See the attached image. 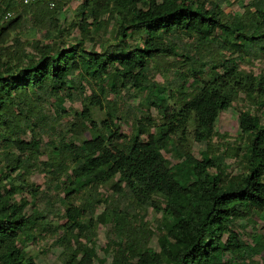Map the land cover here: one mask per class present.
<instances>
[{
    "label": "trees",
    "instance_id": "16d2710c",
    "mask_svg": "<svg viewBox=\"0 0 264 264\" xmlns=\"http://www.w3.org/2000/svg\"><path fill=\"white\" fill-rule=\"evenodd\" d=\"M13 1L0 0V17L11 14L0 22V144L17 151H7L0 165V264H34L24 248L47 224L40 222L44 217L38 211L27 214L25 201L14 196L27 188L32 200L36 198L35 188L25 177L42 153L38 135L54 133L65 114V99L82 94L91 83L97 92L81 99V109L74 113L65 134L60 130L49 137L51 150L47 161L40 164L50 179L62 178L61 202L81 189L95 192L115 180L113 192L123 195L130 205L150 208L159 215L154 221L157 250L148 245L154 235L149 228L146 237L119 231L107 242L110 260L98 258L90 239L80 241V231L87 229L80 221L84 209L64 204L66 221L56 227L61 232L55 241L61 249L59 264H228L226 256L234 260L264 252V240L253 237L252 246L247 247L235 229L238 222L251 218L264 221V125L259 116L249 112L237 116L238 132L248 136V142L244 171L235 176L224 173L218 156L203 151L196 159L182 143L189 122L195 142L210 141L218 114L238 93L264 106V77L239 81L233 60H212L208 71L203 70L205 64L192 67V90L186 96L178 92L182 95L179 108L167 102L163 87L148 89L144 102L162 121L155 125L145 116L128 138L119 133L114 104L106 100L108 93L116 96L121 89H140L150 62L175 55L180 37L199 43L196 55L217 31L230 37L221 44L230 55L240 58L251 49L264 53L260 2L253 3L250 23L228 29L217 6L207 9L198 0H75L79 3L66 28L57 24L58 6L53 0L52 7L46 0ZM26 21L32 31L41 34V40L15 36L4 46L8 32ZM71 29L77 30L78 38L66 45ZM98 32L101 36L95 35ZM107 33L111 42L103 46L102 36ZM85 41L99 51L80 48ZM181 56L193 59L192 55ZM103 109L104 118L97 123L93 115ZM120 212L113 208L109 215L115 225ZM101 217L99 223L109 221Z\"/></svg>",
    "mask_w": 264,
    "mask_h": 264
},
{
    "label": "rangeland",
    "instance_id": "374dc122",
    "mask_svg": "<svg viewBox=\"0 0 264 264\" xmlns=\"http://www.w3.org/2000/svg\"><path fill=\"white\" fill-rule=\"evenodd\" d=\"M23 0H14L16 4ZM203 2L207 9L213 5L217 6L222 21L228 29H233L236 24L246 25L251 22L250 15L254 14L253 3L260 2L262 8H264V0H198ZM58 8L56 9V21L59 27L66 28L69 22L74 18V9L78 5V1L75 0H53ZM247 13V14H245ZM14 14H12V17ZM243 32L246 30L243 28ZM216 35L209 44H206L199 50L198 54H194V49L199 45L194 38L180 37L177 42L175 55L158 58L152 60L149 64L148 71L146 72V80L143 82L140 89L129 88L121 89L116 96L111 93L106 95V100L113 102L115 107V115L117 117L116 124L119 128V133L125 138L130 137L133 127L138 121L144 123L143 118L149 116L155 125L161 123L160 116L153 107L147 106L144 99L147 95L149 88L153 86L163 87L167 93V102L175 109L179 108L182 95L178 92L181 91L186 96L192 88L189 85L192 83V67L198 68L200 64H205L203 70L208 69L213 65V61L224 62L226 60L234 61L235 68L233 73L236 74L239 81L244 82V77L257 79L258 77H264V53L255 49H251L247 55H241L240 58L236 54H231L221 48V44L230 39L229 36H225L223 32H215ZM78 32L76 29H71L66 36V45L75 43V39L78 38ZM247 34V33H245ZM101 36V32L95 34ZM18 37L21 40L25 38H33L41 40V34L36 31H32L30 22L26 21L21 27L9 31L5 39L4 46L9 45L13 37ZM105 41L103 46L111 42L108 33L104 36ZM103 40V38H101ZM101 45V44H100ZM85 51L94 49L99 51L97 46L91 45V42L85 41L80 47ZM227 48V46H226ZM177 53V54H176ZM181 55H192L191 61L185 60ZM230 62L228 63V65ZM232 64V62H231ZM201 68V67H200ZM221 69L216 68V71ZM253 87L256 85V81H252ZM92 92H97L93 83L86 85L83 88L82 94L73 93L71 99H65L63 102V108L65 114L58 120L59 127L55 129L54 133L49 136L40 134L38 135L40 155L37 161L32 166L31 171L27 174L26 181L31 184L36 192L37 196L32 200L31 192L27 188H23L19 194L14 196L15 200L25 201V212L30 214L33 210L38 211L43 215L44 219L41 223L47 224V226L40 228L36 233V239L30 242L24 248L26 254L32 258L34 264H59L61 249L55 243L56 239L61 236L60 229L56 227L65 223V218L62 217V208L64 204H70L74 207L79 206L84 209V214L80 219L81 223L87 226V229L80 231L79 235L85 236L80 241L85 242L86 238L90 239L94 243V248L98 258H104L108 262L110 260L111 246L107 245L109 239L117 236V233L124 232L130 237L147 236V229L149 228L154 235L149 238L148 245L157 250L156 246V231L155 220L159 218V215L155 214L150 208H139L137 206L130 205L129 201L121 194H117L111 190V185L115 180L109 182L97 190L89 191L87 188L81 189L77 193H72L68 199L59 200L63 197L65 185L61 184L62 178L59 180L50 179V176L46 173L45 167L40 163H45L49 156L50 145L47 141L49 137H55L58 131L65 134L64 130L68 124L73 121V115L75 112H79L81 109V99L85 96H89ZM180 92V93H181ZM184 97V96H183ZM259 101L255 99H249L243 96L242 93H238L237 96L230 102V106L218 114L213 127L210 141L195 142L193 140V123L189 122L186 126V131L183 137L184 149L191 153L193 157L199 159L201 152L206 151L208 155L212 157H219L217 162L224 169V173L227 176H235L241 173L244 166V151L248 142V136L240 134L237 129V116L242 112H249L251 115L256 114L259 116L260 123L264 125V106L258 105ZM103 111H95L93 117L98 123L104 118ZM149 131L153 132L154 127H149ZM83 137L88 138L87 133L82 134ZM144 138V137H143ZM25 140L29 139V135L24 136ZM67 139L65 136L64 140ZM124 139L119 140L123 141ZM55 141V140H53ZM9 151L12 154H17V151L13 148H5L0 144V165L4 159V154ZM162 156L168 160H171V156L167 152H162ZM172 161V160H171ZM13 176V175H12ZM5 189H8V184L5 181ZM122 211L119 213L118 224L115 225L109 217L111 210ZM104 212V213H103ZM101 217L102 221L109 220L106 224L99 223L98 217ZM91 221V224H86L87 220ZM129 221V224L121 225L122 221ZM141 225H143L141 227ZM127 229V230H125ZM236 231L239 233L240 238L247 247L252 246L251 239L261 238L264 240V221L257 220V218H251L238 222L236 225ZM149 230V231H150ZM154 230V231H153ZM77 233V232H76ZM77 235V234H76ZM105 248L108 252H105ZM228 264H264V252L248 258L243 255L240 259H230L226 256Z\"/></svg>",
    "mask_w": 264,
    "mask_h": 264
},
{
    "label": "built area",
    "instance_id": "2783aa9c",
    "mask_svg": "<svg viewBox=\"0 0 264 264\" xmlns=\"http://www.w3.org/2000/svg\"><path fill=\"white\" fill-rule=\"evenodd\" d=\"M46 1H48L49 7H52V0H46ZM10 16H11V14L9 12L3 13L2 16L0 17V22L7 20Z\"/></svg>",
    "mask_w": 264,
    "mask_h": 264
}]
</instances>
